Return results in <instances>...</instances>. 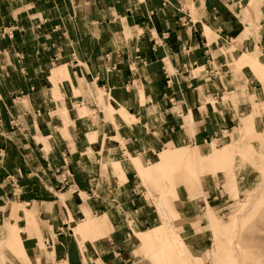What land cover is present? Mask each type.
Segmentation results:
<instances>
[{
    "label": "crops",
    "instance_id": "crops-1",
    "mask_svg": "<svg viewBox=\"0 0 264 264\" xmlns=\"http://www.w3.org/2000/svg\"><path fill=\"white\" fill-rule=\"evenodd\" d=\"M256 51L264 65V0H0V209L23 205L27 225L37 217L46 250L30 264H129L131 225L142 245L155 231L140 232L147 217L132 169L145 179L190 161L200 186L196 147L164 150L150 168L140 159L226 128L244 108L222 101L240 83L231 54L244 52L236 63L253 73L246 78L253 91L257 78L264 83V66L250 57ZM254 62L261 70L251 69ZM96 93L109 102L106 115L136 123L115 130ZM84 105L88 120L79 117ZM251 124L248 115L240 137ZM236 140L204 163L222 161ZM112 154L129 155L128 164ZM102 157L122 175L121 187L104 177ZM72 191L69 219L58 196ZM106 197H120L130 223L122 209L113 215ZM70 223L76 235L99 233L82 241ZM189 256L181 258L204 264Z\"/></svg>",
    "mask_w": 264,
    "mask_h": 264
},
{
    "label": "rangeland",
    "instance_id": "rangeland-1",
    "mask_svg": "<svg viewBox=\"0 0 264 264\" xmlns=\"http://www.w3.org/2000/svg\"><path fill=\"white\" fill-rule=\"evenodd\" d=\"M242 53L244 52L231 54L236 69L234 78H238L240 83L232 93L225 94L222 99L234 110L238 104L244 106L242 111L235 112L232 122L221 132H217L216 137L201 143L175 145L170 142L164 144V147L153 149L152 152L147 151L143 160L139 158L145 168H150L157 161L158 154L164 150L177 148L192 150L196 147L195 171L200 177V186L195 184L188 172L190 161L172 164L169 167L170 174L159 169L145 179H141L132 169L131 182L136 194L134 198L139 199L142 211L147 217V224L140 232L154 229L155 231L154 237L142 245L135 239L134 227L131 225L132 235L128 238L127 244L129 264H200L196 260L189 263L182 259L183 252L204 264H264V83L257 78L260 85L256 90L252 91L247 86L246 78L254 75L246 65L239 66L236 63ZM223 55L227 56V53ZM250 57L258 59L263 65L259 51ZM251 69L261 70V66L254 62ZM96 95L102 104L101 113L115 130L124 124L136 123L121 118L117 112L113 117L106 115V106L109 102H106L99 93ZM210 103L214 105L215 101ZM111 107L114 108L112 105ZM78 113L79 117L88 120L85 105ZM248 115H252L251 128L240 137L239 128L242 120ZM232 139L237 140L227 149L222 161L204 163V158L213 150L229 145ZM112 156V160L128 164L129 155ZM100 165L104 177L110 178L121 187L125 181L110 165V159L102 157ZM231 181L235 185L234 190H229L227 186ZM74 193L72 191L62 197L57 195L62 204L60 207L66 210L69 219L71 212L68 199L76 195ZM107 197L104 199L106 206L108 208L115 206L117 210L113 215H119L122 209L125 221L130 223L132 216L126 214L120 197L111 200ZM80 198L87 199L84 196ZM26 211L23 205H8L0 209V264H30L31 257L46 250L42 236L38 234L37 217L34 215L33 223L27 225ZM75 220L76 223L82 222L81 219ZM8 224L15 226L18 234ZM69 228L70 233L82 241L99 233L76 235L71 223ZM33 238L37 243H31ZM151 240H155L157 244L151 243Z\"/></svg>",
    "mask_w": 264,
    "mask_h": 264
},
{
    "label": "bare ground",
    "instance_id": "bare-ground-1",
    "mask_svg": "<svg viewBox=\"0 0 264 264\" xmlns=\"http://www.w3.org/2000/svg\"><path fill=\"white\" fill-rule=\"evenodd\" d=\"M255 63H257V62H255ZM257 64H258V63H257ZM161 211H162V209L159 210V213H161ZM160 215L162 216V214H160ZM233 246H234V244H233ZM234 247H235V246H234Z\"/></svg>",
    "mask_w": 264,
    "mask_h": 264
}]
</instances>
